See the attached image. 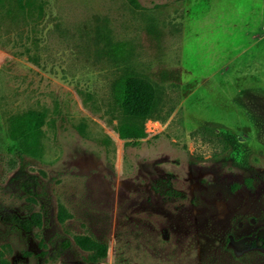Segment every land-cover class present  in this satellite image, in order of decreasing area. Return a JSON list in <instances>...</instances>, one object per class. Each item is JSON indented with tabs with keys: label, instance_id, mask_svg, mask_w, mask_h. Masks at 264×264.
<instances>
[{
	"label": "rangeland",
	"instance_id": "obj_1",
	"mask_svg": "<svg viewBox=\"0 0 264 264\" xmlns=\"http://www.w3.org/2000/svg\"><path fill=\"white\" fill-rule=\"evenodd\" d=\"M127 75L157 90L136 147L116 131ZM43 108L21 157L12 125ZM0 260L264 264V0H0Z\"/></svg>",
	"mask_w": 264,
	"mask_h": 264
},
{
	"label": "trees",
	"instance_id": "obj_2",
	"mask_svg": "<svg viewBox=\"0 0 264 264\" xmlns=\"http://www.w3.org/2000/svg\"><path fill=\"white\" fill-rule=\"evenodd\" d=\"M134 1V0H133ZM30 5V4H29ZM23 7H25L22 4ZM115 100L117 101L122 119H119L116 131L126 145L140 146L147 137L145 123L155 114L157 90L152 81L141 75H127L117 79L113 86ZM48 111L30 109L16 117L10 135L16 141L13 150L19 156L25 157L33 154L34 148L40 143L44 133ZM80 132L84 134L80 128ZM229 146L240 153L243 143L240 136L220 131ZM237 187V186H236ZM42 197L48 199V194L42 192ZM71 214L63 204H59L58 219L65 223ZM75 242L86 252H90L92 261L103 260L108 256L109 245L98 241L90 235H75ZM0 264H6L0 260Z\"/></svg>",
	"mask_w": 264,
	"mask_h": 264
}]
</instances>
